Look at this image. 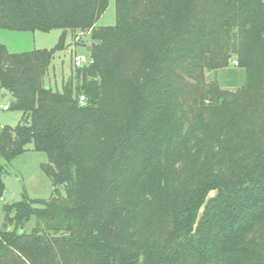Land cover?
Masks as SVG:
<instances>
[{
    "label": "trees",
    "instance_id": "obj_1",
    "mask_svg": "<svg viewBox=\"0 0 264 264\" xmlns=\"http://www.w3.org/2000/svg\"><path fill=\"white\" fill-rule=\"evenodd\" d=\"M107 5L0 0V28L63 31L52 49L0 43L22 112L0 131V204L30 143L54 185L2 205L0 264H264V0H116L98 25ZM69 33L91 62L53 89ZM232 59L243 85L207 80Z\"/></svg>",
    "mask_w": 264,
    "mask_h": 264
},
{
    "label": "rangeland",
    "instance_id": "obj_2",
    "mask_svg": "<svg viewBox=\"0 0 264 264\" xmlns=\"http://www.w3.org/2000/svg\"><path fill=\"white\" fill-rule=\"evenodd\" d=\"M116 23V0H108L105 12L98 21V25L112 26ZM61 29L50 31H17L0 28V43H3L11 52H25L34 49H52L60 41ZM82 44H76L73 34L66 37V48L57 51L45 77L47 86L61 90L63 84L73 76L75 66L73 59L76 54L84 55L89 62L91 58L88 46L90 39L84 36ZM80 42V43H81ZM88 45V46H87ZM208 81L218 79L224 88L235 89L243 85L245 80L244 70L240 69L234 59L230 64L222 69L207 71ZM12 95L7 89L0 88V131L3 126H16L22 119V112L14 109H3L5 104H10ZM32 144L27 145V150L16 155L7 165L2 174L5 185V192L0 204V229L4 222V212L2 205L13 203L27 196L31 199H48L53 191L52 178L44 171L42 164L48 162V154L43 151H35ZM0 161H3L0 158ZM62 194L64 188L60 187ZM38 206V205H37ZM35 223V219L26 224V231L30 232ZM12 229L13 226H10Z\"/></svg>",
    "mask_w": 264,
    "mask_h": 264
},
{
    "label": "built area",
    "instance_id": "obj_3",
    "mask_svg": "<svg viewBox=\"0 0 264 264\" xmlns=\"http://www.w3.org/2000/svg\"><path fill=\"white\" fill-rule=\"evenodd\" d=\"M88 63H89V60L84 55H82V54H76L74 56L73 64H74L75 67H83V66L87 65ZM85 99H86L85 98V95L82 94L80 96V100L82 102H84ZM3 109H5V110L9 109V104H5L3 106Z\"/></svg>",
    "mask_w": 264,
    "mask_h": 264
},
{
    "label": "water",
    "instance_id": "obj_4",
    "mask_svg": "<svg viewBox=\"0 0 264 264\" xmlns=\"http://www.w3.org/2000/svg\"><path fill=\"white\" fill-rule=\"evenodd\" d=\"M90 49H91V46H88L87 51H90Z\"/></svg>",
    "mask_w": 264,
    "mask_h": 264
}]
</instances>
